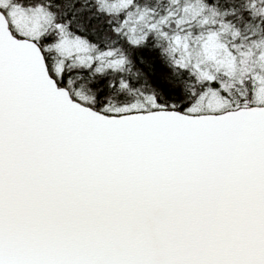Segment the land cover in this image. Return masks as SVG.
<instances>
[{
  "label": "snow or ice",
  "instance_id": "obj_1",
  "mask_svg": "<svg viewBox=\"0 0 264 264\" xmlns=\"http://www.w3.org/2000/svg\"><path fill=\"white\" fill-rule=\"evenodd\" d=\"M0 264H264V0H0Z\"/></svg>",
  "mask_w": 264,
  "mask_h": 264
}]
</instances>
